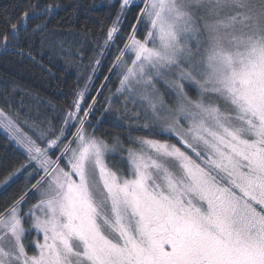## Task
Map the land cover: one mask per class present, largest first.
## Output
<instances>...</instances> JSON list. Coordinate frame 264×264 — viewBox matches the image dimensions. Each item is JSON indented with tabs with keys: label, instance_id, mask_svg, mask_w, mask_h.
Masks as SVG:
<instances>
[{
	"label": "snow or ice",
	"instance_id": "snow-or-ice-1",
	"mask_svg": "<svg viewBox=\"0 0 264 264\" xmlns=\"http://www.w3.org/2000/svg\"><path fill=\"white\" fill-rule=\"evenodd\" d=\"M120 39L109 71L149 130L127 146L96 134L87 83L59 127L29 135L0 109L25 154L0 184L27 173L0 264H264V0H120L105 46Z\"/></svg>",
	"mask_w": 264,
	"mask_h": 264
},
{
	"label": "trees",
	"instance_id": "trees-1",
	"mask_svg": "<svg viewBox=\"0 0 264 264\" xmlns=\"http://www.w3.org/2000/svg\"><path fill=\"white\" fill-rule=\"evenodd\" d=\"M31 4H39V8L29 10L26 25H19V39L9 37L7 49L0 40V109L29 135L49 123L59 127L64 110L87 83V94L97 101L91 122L98 136L108 140L119 137L127 146L130 137L149 131L123 115L119 118L115 103L108 105L119 87V77L109 70L120 55L123 39L108 47L105 39L120 11V0H0V36L11 31V23H17ZM137 14L138 8L130 7L122 37L128 35ZM5 16L10 17V23L5 22ZM24 155L0 131V180L23 162ZM26 179L27 173H21L9 186L0 184V210L23 188Z\"/></svg>",
	"mask_w": 264,
	"mask_h": 264
},
{
	"label": "rangeland",
	"instance_id": "rangeland-1",
	"mask_svg": "<svg viewBox=\"0 0 264 264\" xmlns=\"http://www.w3.org/2000/svg\"><path fill=\"white\" fill-rule=\"evenodd\" d=\"M134 2L138 3L139 0H134ZM125 59H127V57H125ZM161 90L163 91V89H161ZM190 95H194V92L190 93ZM166 99L168 100L169 103H171V99L170 98L166 97ZM111 102H113V103L116 104L117 109H118L117 110L118 111L117 115H118L119 118H121L122 115H123V117H125L126 119L135 122V124H137L136 121L139 120L140 121L139 126L142 125V123H143V116H142L143 110L139 107V103L132 104V103L128 102L124 93H117L113 97V99L111 100ZM125 104H127V108H125ZM137 112H140L141 113V115L139 117L136 115ZM136 127H138V126L136 125ZM0 131L4 135H6V137L9 138L15 144L16 147H18L21 151H23V149H21L15 143V141L10 138L9 134L4 131L3 127H0ZM3 187H5V186H2V188Z\"/></svg>",
	"mask_w": 264,
	"mask_h": 264
}]
</instances>
